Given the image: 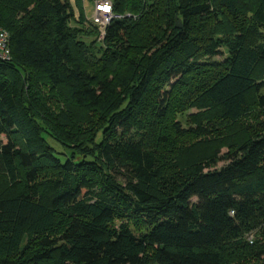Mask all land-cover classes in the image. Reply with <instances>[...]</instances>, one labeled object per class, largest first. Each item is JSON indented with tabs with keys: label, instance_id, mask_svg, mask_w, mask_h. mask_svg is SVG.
I'll return each instance as SVG.
<instances>
[{
	"label": "trees",
	"instance_id": "1",
	"mask_svg": "<svg viewBox=\"0 0 264 264\" xmlns=\"http://www.w3.org/2000/svg\"><path fill=\"white\" fill-rule=\"evenodd\" d=\"M83 1L0 0V264H264V128L194 150L254 97L264 111V0H111L104 38ZM43 86L64 100L56 131ZM202 104L207 125L176 120Z\"/></svg>",
	"mask_w": 264,
	"mask_h": 264
},
{
	"label": "rangeland",
	"instance_id": "2",
	"mask_svg": "<svg viewBox=\"0 0 264 264\" xmlns=\"http://www.w3.org/2000/svg\"><path fill=\"white\" fill-rule=\"evenodd\" d=\"M71 2L75 6V0H71ZM84 4V10L87 16H91L92 12L94 11V3H90L88 1H83ZM75 15L78 18L79 17V12L77 8L75 7ZM183 21H181L182 23ZM71 25L73 27H77L79 29H84L85 31H90L92 30L89 25L84 24L80 25L75 22H72ZM86 33L85 35H80L79 38L77 39L78 41L84 42L86 44H91L96 38L94 36H89ZM99 39V38H98ZM217 60H222L221 57H217ZM264 92V91H263ZM42 96L47 98V106L45 110L49 112V116L52 119V122H49V125L47 127H50L54 131L58 130V127L56 126V120H54L53 116L60 110L64 108V100L63 97L60 95L57 98H52L51 93L49 89H47L45 86H43V92L41 93ZM251 103L253 104V112L250 116H247L243 118L240 123L237 124H222V126L225 128L226 131L230 133L229 136H226L225 132L223 130H220L221 137L223 139H219L216 141H209V137L207 138V142L198 144L197 147H194L195 152H200L201 150H206L209 149L211 151L215 150L217 147H221V156L226 153L229 149L235 147L239 143V139H242V133L246 134L248 132L249 127H253L256 130V126L258 123H260L261 129L264 128V111H261L258 106L256 105L257 99L254 97L251 100ZM203 105V104H202ZM76 109V108H75ZM79 112V117L80 114H82L79 109H76ZM212 112L213 109L209 106H193L189 108L187 111L184 112H178L176 116L177 121H181L183 124V127L185 129H189L190 127H196L199 124H203L204 126L207 125V120H209L212 117ZM105 121L101 122L98 121L97 124L98 126L95 128L93 124H83L84 127H82V133L79 134V138H82L84 140L89 139L92 137V135L95 133L98 127H100L102 124H104ZM258 127V126H257ZM230 128V129H229ZM233 129V130H231ZM235 129V133H234ZM0 139L2 141H5V137L0 135ZM49 143L53 146V148L56 150L58 154H63L65 153V150L68 153V156L71 155V153H75V156H77L78 160H81L84 155L89 154V149L88 146L86 145H78L75 143H70L69 146L64 147L63 144L59 143L58 141H55L48 137ZM228 163L226 161L219 160L215 167L213 169H221L224 166H226ZM121 184H124L123 181H119ZM179 184L175 185L176 187ZM9 189V183L6 174L3 171V166L0 160V196L7 193ZM61 223H58L57 226H60ZM58 227H56L57 229ZM54 231V230H53ZM251 239L255 238V234H253Z\"/></svg>",
	"mask_w": 264,
	"mask_h": 264
},
{
	"label": "built area",
	"instance_id": "3",
	"mask_svg": "<svg viewBox=\"0 0 264 264\" xmlns=\"http://www.w3.org/2000/svg\"><path fill=\"white\" fill-rule=\"evenodd\" d=\"M115 18H121V16L114 13L111 0L96 1L92 15L87 16L89 23L99 27L101 38L105 37L107 27ZM12 56L11 35L0 26V62H9L12 60Z\"/></svg>",
	"mask_w": 264,
	"mask_h": 264
},
{
	"label": "water",
	"instance_id": "4",
	"mask_svg": "<svg viewBox=\"0 0 264 264\" xmlns=\"http://www.w3.org/2000/svg\"><path fill=\"white\" fill-rule=\"evenodd\" d=\"M177 27H178V28H182V23H181L180 20L177 21Z\"/></svg>",
	"mask_w": 264,
	"mask_h": 264
}]
</instances>
